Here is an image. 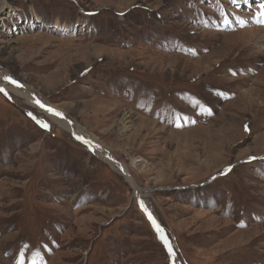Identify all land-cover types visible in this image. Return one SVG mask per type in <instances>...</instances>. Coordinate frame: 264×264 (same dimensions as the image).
Here are the masks:
<instances>
[{"label":"rangeland","instance_id":"rangeland-1","mask_svg":"<svg viewBox=\"0 0 264 264\" xmlns=\"http://www.w3.org/2000/svg\"><path fill=\"white\" fill-rule=\"evenodd\" d=\"M6 4L0 67L150 190L181 263L264 264V0ZM140 204L0 92V264H172Z\"/></svg>","mask_w":264,"mask_h":264},{"label":"bare ground","instance_id":"bare-ground-1","mask_svg":"<svg viewBox=\"0 0 264 264\" xmlns=\"http://www.w3.org/2000/svg\"><path fill=\"white\" fill-rule=\"evenodd\" d=\"M6 7H7L6 0H0V14L3 12V10ZM5 75L11 76L7 71L3 70L0 67V87L4 88L8 94L9 93L13 94L17 98L23 100L27 105L31 106L32 108L37 109L39 112H41L46 117H48L53 122V124L60 127L62 130H65L68 133H70L71 136L78 143L87 146L92 152H95L104 162H106L108 165H110L114 170L118 171L123 176H125V178L131 182V184L134 188V194H135L136 198H138L140 200V202L142 201L144 206H146L145 201L150 197L149 196L150 190L144 191V190L140 189V187H138L136 185V183L133 181V179L131 178L128 168L126 166H124L123 164L119 163L115 159L114 155L107 148L102 146L95 137L90 135L83 128H81L80 126L74 124L71 120H69L68 117L66 116V114L64 113V111H62V110L52 106L51 104H49V102L47 100H45L42 96H40L37 92H35L31 88L27 87L25 84L21 83L20 81L16 80L20 84H22L23 87H16L15 85L8 83L7 81H5L3 79V77ZM36 100L41 101L42 103H44L48 107H51V108H54V109L60 111L61 113H63L64 118L62 119L60 117L53 116L50 113H48L47 111H45L44 109L40 108L35 103ZM69 121H71V123H69ZM76 135L83 136L85 139L89 140L91 143L89 145H86L82 141L77 140ZM154 219L160 225L159 221L156 218H154ZM160 227L162 228L161 225H160ZM156 233H157V231H156ZM164 234L167 237L165 232H164ZM173 252H174V250H173ZM174 254H175L174 258L170 256L172 264H182L180 261V258L176 254V252H174Z\"/></svg>","mask_w":264,"mask_h":264},{"label":"snow or ice","instance_id":"snow-or-ice-1","mask_svg":"<svg viewBox=\"0 0 264 264\" xmlns=\"http://www.w3.org/2000/svg\"><path fill=\"white\" fill-rule=\"evenodd\" d=\"M83 74V73H82ZM236 73H233V75H235ZM3 79L5 81H7L8 83L15 85L16 87H23L22 84H20L18 81H16L15 79H13L11 76L9 75H5L3 77ZM0 92H3L5 96L8 95L7 91L0 87ZM35 103L42 109H44L45 111H47L48 113H50L53 116L56 117H60V118H64L63 113H61L60 111L48 107L46 106L44 103H42L39 100H36ZM211 114V113H209ZM29 115L31 116L32 114L29 113ZM33 119H35V117H33ZM37 123L42 127L47 129L49 127V125L47 123H45L43 120H37ZM69 123H71V121H69ZM246 130H247V126H245ZM75 135V134H74ZM76 139L82 141L83 143H85L86 145H89L91 142L87 139H85L83 136H79L76 135ZM255 159V157H249V160H253ZM232 166H229V168L225 169V173L230 172L231 171ZM213 179H215V177H213ZM141 208L143 209V211L148 215V219L151 221L153 227L155 228V230L157 231V233L159 234V238L160 240L163 242L164 246L167 248V252L169 254V256L173 257L175 256L174 252H173V248L170 244V242L168 241L167 237L164 234V230L163 228L160 227V225L156 222V220L153 218V216L151 215V213L148 212V209L144 206L143 202L141 201L140 204Z\"/></svg>","mask_w":264,"mask_h":264}]
</instances>
